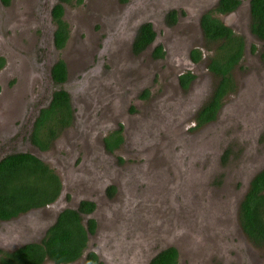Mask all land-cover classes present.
I'll use <instances>...</instances> for the list:
<instances>
[{
  "label": "rangeland",
  "instance_id": "1",
  "mask_svg": "<svg viewBox=\"0 0 264 264\" xmlns=\"http://www.w3.org/2000/svg\"><path fill=\"white\" fill-rule=\"evenodd\" d=\"M241 1L234 13L216 15L245 39L242 61L231 73L236 88L217 119L201 128L194 126V115L203 89L217 81L206 66L218 43L202 37L197 19L217 0L63 4L69 36L61 51L53 48L49 16L57 0H10L8 6L0 1V159L31 154L61 183L54 203L22 215L14 226L20 237L6 252L39 241L62 210L86 196L96 202L89 218L97 222L86 252H96L103 264H148L169 247L177 252V264H264V244L254 246L237 220L250 180L264 167V43L250 33L249 6ZM171 7L183 10L189 21L166 28L163 13ZM145 22L157 33L154 45L174 41L202 53L189 68L197 79L180 98H175L178 52L160 61L150 56L152 46L131 53L135 31ZM58 59L69 69L65 88L79 108L74 127L41 152L27 139L53 90L49 69ZM145 91L147 98H140ZM119 123L125 145L105 155L102 139ZM99 158L107 169L94 165ZM107 186L114 187L112 196L103 194ZM82 263L81 258L73 264Z\"/></svg>",
  "mask_w": 264,
  "mask_h": 264
},
{
  "label": "trees",
  "instance_id": "2",
  "mask_svg": "<svg viewBox=\"0 0 264 264\" xmlns=\"http://www.w3.org/2000/svg\"><path fill=\"white\" fill-rule=\"evenodd\" d=\"M0 1L3 5H8L9 0ZM57 1L50 16L55 26L53 46L59 50L64 47L69 36L68 25L63 20V4H71L73 1L80 4L82 0ZM239 3L238 0H218L214 13L228 14L236 10ZM249 6L250 33L264 42V0H250ZM214 13L202 15L200 28L207 42L218 43L207 65L208 71L218 78V82L211 98L195 117L196 128L213 121L222 99L234 92L235 84L231 73L242 60L244 51L243 37L235 35L231 29L225 27ZM169 16L172 17L173 14ZM154 37L155 33L150 24H141L131 43L132 53L135 56L141 54L153 42ZM162 56L161 48L156 47L152 57L156 59ZM191 58L193 62H197L200 52L193 50ZM262 61L264 63V53ZM0 62L2 63V59ZM51 76L55 83L64 81L65 68L62 61L54 64ZM181 81L186 83V77H181ZM143 96L146 97V92ZM70 119L67 94L62 90L54 92L49 108L42 110L36 118L29 138L30 143L41 151L48 150L50 141L70 125ZM121 142L119 133H113L104 140L109 150L117 148ZM60 190L61 183L56 173L37 157L28 153L4 156L0 159V222L54 203ZM93 208L91 203L81 202L76 210H62L39 242L22 245L12 252L0 250V264H43L45 261L71 264L82 257V264H99L93 252H86L88 235L94 234L95 223L91 219H87L85 224L82 222L85 216L91 214ZM238 222L242 232L254 246L264 244V169L249 182L248 190L238 208ZM149 264H177V252L172 247L161 250Z\"/></svg>",
  "mask_w": 264,
  "mask_h": 264
},
{
  "label": "flooded vegetation",
  "instance_id": "3",
  "mask_svg": "<svg viewBox=\"0 0 264 264\" xmlns=\"http://www.w3.org/2000/svg\"><path fill=\"white\" fill-rule=\"evenodd\" d=\"M240 3H239V5H238V7H240L241 5H242V1L241 0H238ZM9 3H10V0L8 1V5H9ZM217 3H218V0H217V2H216V4H215V6H214V8H212V9H210V10H208V11H204V12H202L201 14H200V16L198 17V19H197V27H198V29H199V31H200V33H201V35H202V37L204 38V35H203V32H202V30H201V28H200V20H201V17H202V15L203 14H205V13H214V9H215V7H216V5H217ZM8 5H4V6H8ZM247 5L249 6L250 5V0H247ZM238 7L236 8V10L238 9ZM166 7H164L163 9H165ZM52 9V8H51ZM236 10H234L233 12H230V13H228V14H231V13H234ZM51 11V10H50ZM169 14H173V16L171 17V16H169ZM228 14H225V15H228ZM163 19H162V21H163V24H164V26L167 28V27H169L170 29H174L176 26H178L181 22H188L189 21V18H187V17H185L184 16V11L183 10H178V9H176V7H171V8H168V9H166L165 11H164V13H163ZM192 15H195L194 13H192ZM216 15H218V14H216V13H214V16L216 17ZM49 16H50V12H49ZM169 16V17H168ZM51 17V16H50ZM194 17V16H193ZM250 6H249V26H250ZM219 19V18H218ZM220 20V19H219ZM220 22L225 26V27H227V28H229V29H231L229 26H227L226 24H224L221 20H220ZM142 24H150V23H147V22H145V23H142ZM141 25V24H140ZM140 25L137 27V29L140 27ZM181 25V24H180ZM179 25V26H180ZM150 26H151V28H152V30L154 31V33H155V37H154V40H153V42L144 50V51H146L148 48H150L151 46H152V49H151V52H149L150 53V56L152 57V52L154 51V49L156 48V47H160L161 48V51L163 52V56L161 57V58H153L154 60H157V61H160V60H162L163 58H165L166 56H168L169 54H171V53H176V52H178V54H179V57H176L175 59H174V61H175V66L177 67V69L179 70L178 71V74H177V77H176V81H175V86L176 87H178V94H177V96L175 97V98H178V96H179V94H180V92L181 93H184V94H187L188 92H190L189 91V88H191L192 86H193V84L195 83V80L197 79V73L196 72H193V71H191L189 68L193 65V67L196 65V64H198L200 61H201V52H200V50L199 49H197V48H192V47H187V48H183L181 45H179V44H174L175 42L173 41V42H169V43H167V41L164 43V45H154L155 44V39H157V33L155 32V30H154V28H153V26H152V24H150ZM137 29H136V31H137ZM232 30V29H231ZM136 31H135V33H136ZM232 32L235 34V32L232 30ZM235 35H237V34H235ZM205 39V38H204ZM254 39L256 40V41H260V42H263V41H261V40H258L257 38H255L254 37ZM68 40V39H67ZM206 40V39H205ZM243 40H244V51H245V39L243 38ZM207 41V40H206ZM67 42V41H66ZM264 43V42H263ZM66 44V43H65ZM154 45V46H153ZM64 47H65V45H64ZM63 47V48H64ZM53 48L55 49V47L53 46ZM62 48V49H63ZM62 49H59L58 51H61ZM198 50L199 52H200V59L199 60H197V62H193L192 61V58H191V53H192V51L193 50ZM55 50H57V49H55ZM143 51V52H144ZM244 51H243V54H244ZM131 53H132V51H131ZM133 54V53H132ZM134 55V54H133ZM100 54H98L97 55V57L95 56L93 59H96V61L100 58ZM243 57V56H242ZM98 58V59H97ZM57 61H62L63 63H64V68H65V79H64V81L63 82H59V83H55V82H53V80H52V76H51V69H52V67L54 66V64L57 62ZM242 61V60H241ZM240 61V62H241ZM239 62V63H240ZM238 63V64H239ZM264 64V63H263ZM39 65H41V63L39 64ZM207 65H208V63H207ZM206 66V65H205ZM203 67V66H202ZM204 68V67H203ZM206 68H207V66H206ZM40 69H42V68H40ZM68 68L66 67V64H65V62L63 61V60H60V59H58V60H56V61H54V63L51 65V67H50V69H49V78H50V81H49V83L51 84V86H53V90L51 89V90H49L48 92H49V94H47L46 96H47V98H49L47 101H46V103L45 104H43L39 109H38V111H37V113L35 114V117H34V119H33V121H32V127H31V131H30V134H29V137H28V141H29V138H30V136H31V134H32V132H33V128H34V123H35V121H36V118L40 115V113H41V111L42 110H46V109H48L49 108V105H50V103L52 102V98H53V93L54 92H56V91H59V90H62L63 92H65L66 94H67V96H68V102H69V108H70V111H71V119H70V125L69 126H67V127H65V128H63L62 130H61V132L58 134V136L55 138V139H53V140H51L50 141V145H49V148H48V150H50L51 148H53L56 144H55V142H56V140L60 137V135L63 133V132H66L67 130H69L70 128H72V127H74V124H75V115L78 113V108H79V105L76 103V100H75V98H73L72 96H71V94L69 93V91L65 88V86L67 85L66 83V81H67V77H68ZM207 71H208V69H207ZM90 73V72H89ZM87 73H85L84 74V78H86L88 75H86ZM212 73L210 72V75H211ZM86 75V76H85ZM183 76H185L186 77V79H187V82L186 83H183L182 81H181V77H183ZM213 76V75H212ZM217 78V77H216ZM106 81H108L107 79H105ZM217 82H218V78H217V81H216V83H215V85H214V87L216 86V84H217ZM236 85V84H235ZM214 87L212 88V87H210L209 89H203V94H201V97L200 98H204L203 99V102L201 103V105L200 106H198L197 108H196V110H195V115H194V126H196V124H195V117H196V115H197V113L202 109V107L208 102V100L211 98V95H212V93H213V90H214ZM109 88H112V87H110L109 86ZM108 88V89H109ZM236 88V87H235ZM106 91H107V93H109L110 95L111 94H113V91L110 89V91L109 90H107L106 89ZM146 92V98H147V96H148V92L147 91H145ZM144 92V93H145ZM143 93V94H144ZM143 94H141L139 97L141 98H145L144 96H143ZM232 93H230L229 95H231ZM229 95H226L223 99H222V101H221V105H220V107H219V109H218V112H217V114H216V118L213 120V121H211V122H208V123H206V124H204V125H202V126H200L199 128H201V127H204V126H206V125H208V124H210V123H212V122H214L216 119H217V117H218V115H219V112H220V110L222 109V107H223V104H224V101L226 100V98H228V96ZM107 97V96H106ZM199 96H196V98H198ZM38 98H41V96H39ZM103 98V97H102ZM102 98H98L97 99V101H96V103H98ZM179 98H180V96H179ZM75 100V101H74ZM37 104V103H36ZM85 106H88V105H86V104H84ZM107 105V104H106ZM109 105V104H108ZM96 107H97V104L95 105ZM81 107V106H80ZM82 108V107H81ZM133 110V109H132ZM131 114L133 113V112H130ZM29 117H31V112L29 111L28 112V115H26V118H25V121H24V123H27V121H28V118ZM130 119V118H129ZM132 120V119H131ZM48 124H49V122H48ZM123 124V123H122ZM121 123H119L117 126H116V128L115 129H113L112 131H110V132H108L107 134H106V136L102 139V149H103V151H104V153H105V155H111V154H113V153H115L116 151H118V150H120L124 145H125V136H124V127H123V125H122ZM113 133H119V136L121 137V139H122V142L118 145V147L117 148H113L112 150H109L108 149V147L106 146V144L104 143V140L105 139H107V138H110V135H113ZM68 135V134H67ZM30 142V141H29ZM30 145L32 146V147H34L35 149H37V150H39L38 148H36L34 145H32L31 143H30ZM48 150H45V151H43V152H47ZM39 151H41V150H39ZM42 152V151H41ZM102 158V157H101ZM101 158H99L95 163H94V165H96L97 167H101V168H108V164L106 163V162H104L103 161V159H101ZM107 162H108V160H106ZM223 161V160H222ZM264 169V167L261 169V170H263ZM260 170V171H261ZM260 171H258L257 173H259ZM104 173V172H103ZM256 173V174H257ZM255 174V175H256ZM254 175V176H255ZM108 176V175H107ZM253 176V177H254ZM252 177V178H253ZM251 181V180H250ZM248 186H249V184H248ZM111 188H113V190H114V187L113 186H107V188H106V192H104L103 194H105L106 193V195L108 194V196H112V193H113V191H111ZM108 190H109V193H108ZM247 190H248V187H247ZM247 190H246V192H247ZM246 192H245V194H246ZM244 194V195H245ZM244 197V196H243ZM81 202H88V203H91L92 205H93V211L91 212V214H88L87 216H85L84 217V219L82 220V222L85 224L86 223V220L87 219H91V220H93L94 221V223H95V231H94V233L96 232V229H97V222H96V220L95 219H93V218H89V216H91L92 215V213L95 211V208H96V202L95 201H93L92 199H90V198H88V197H83V199H80L79 201H77V203H76V205H75V207H67V209L68 208H70V209H74V210H76L77 209V207L79 206V204L81 203ZM241 203V202H240ZM240 203H239V205H240ZM239 207V206H238ZM237 220H238V218H237ZM36 242H39V241H35V243ZM93 252V251H92ZM95 255H96V257H97V260H98V262H99V264H103L104 262L102 261V259H101V257L96 253V252H93ZM153 258V257H152ZM151 258V259H152ZM82 259H83V257H82ZM151 259L149 260V262L151 261ZM149 262H148V264H149ZM71 264H73V263H71Z\"/></svg>",
  "mask_w": 264,
  "mask_h": 264
},
{
  "label": "water",
  "instance_id": "4",
  "mask_svg": "<svg viewBox=\"0 0 264 264\" xmlns=\"http://www.w3.org/2000/svg\"><path fill=\"white\" fill-rule=\"evenodd\" d=\"M22 215L26 216L24 214H21L17 218L10 219L8 221L0 222V225L3 228V230H2L1 227H0V250L1 251L9 250L8 249V245L14 243L15 241H17L19 239V237H20L19 234L20 233H19V231L17 229H15L14 226H15V224H18L21 221V219L23 217ZM43 236H44V234H43ZM43 236L40 238V240L43 238ZM31 237H33V236H31ZM28 243H33V242H28ZM28 243H24L22 245H25V244H28ZM22 245L15 246L16 248L14 247V250L19 248V247H21ZM8 252H10V251H8Z\"/></svg>",
  "mask_w": 264,
  "mask_h": 264
}]
</instances>
